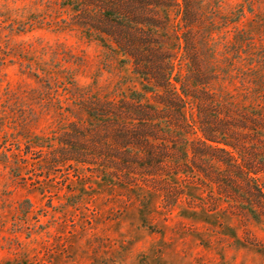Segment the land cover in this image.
I'll list each match as a JSON object with an SVG mask.
<instances>
[{
	"label": "rangeland",
	"instance_id": "obj_1",
	"mask_svg": "<svg viewBox=\"0 0 264 264\" xmlns=\"http://www.w3.org/2000/svg\"><path fill=\"white\" fill-rule=\"evenodd\" d=\"M210 1L218 9L199 27L235 22L216 38L238 43L232 61L218 59L232 67L221 90L264 120V0ZM96 13L80 0H0V264H264V221L231 193L164 176L114 185L63 162L56 141L74 142L86 107L141 84L79 26ZM87 142L79 153L100 156Z\"/></svg>",
	"mask_w": 264,
	"mask_h": 264
},
{
	"label": "trees",
	"instance_id": "obj_2",
	"mask_svg": "<svg viewBox=\"0 0 264 264\" xmlns=\"http://www.w3.org/2000/svg\"><path fill=\"white\" fill-rule=\"evenodd\" d=\"M80 1L97 10V19L79 26L110 43L107 48L141 84L86 107L88 125L76 121L69 127L74 142L56 141L63 162L93 167L114 185L118 174L141 184L164 176L171 184L231 193L233 199L225 198L250 219L264 221V120L221 90V77L232 67L219 68L218 59L232 61L238 43L223 45L216 36L235 22L212 17L199 27L205 9L210 15L218 9L214 1ZM170 27L173 42L166 33ZM88 138L101 145L100 156L79 153Z\"/></svg>",
	"mask_w": 264,
	"mask_h": 264
}]
</instances>
